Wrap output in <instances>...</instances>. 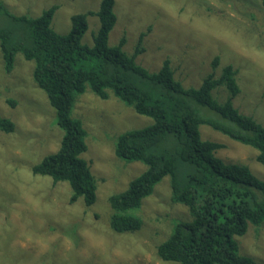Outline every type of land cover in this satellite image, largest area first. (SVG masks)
Listing matches in <instances>:
<instances>
[{
  "label": "rangeland",
  "instance_id": "1",
  "mask_svg": "<svg viewBox=\"0 0 264 264\" xmlns=\"http://www.w3.org/2000/svg\"><path fill=\"white\" fill-rule=\"evenodd\" d=\"M3 1L15 14L39 15L59 4L52 26L61 34L69 31L73 14L87 13L83 42L93 44L99 18L90 10L98 9L102 0ZM251 9L257 11L256 21L243 12ZM115 11L118 20L109 44H119L127 30L130 38L124 48L133 50L145 32V51L137 59L149 71L169 59L184 86H193L213 71L217 55V73L224 64L238 65L243 92L234 104L264 124V0H115ZM6 23L0 14V24ZM33 67V61L17 53L7 72L0 53V115L15 122L12 133L0 129V264H177L157 254L174 224L191 219L188 207L172 200L170 175L132 211L142 219L139 230L117 232L110 224V195L126 189L133 175L146 168L142 162L117 157L114 145L122 132L146 127L153 118L137 113L112 92L101 98L87 86L76 96L72 116L86 129L89 147L82 157L102 180L94 204L87 206L83 197L71 202L67 181L54 183L32 170L58 150L63 134L55 108L33 78ZM201 135L225 144L217 151L223 159L244 163L264 179V164L254 147L208 125L201 126ZM263 224L250 225L236 236L240 253L258 264H264Z\"/></svg>",
  "mask_w": 264,
  "mask_h": 264
},
{
  "label": "trees",
  "instance_id": "2",
  "mask_svg": "<svg viewBox=\"0 0 264 264\" xmlns=\"http://www.w3.org/2000/svg\"><path fill=\"white\" fill-rule=\"evenodd\" d=\"M59 7L55 3L39 15L15 14L0 0V14L7 19L5 25L0 24L5 70L11 71L17 53L34 62L33 78L55 108L63 130L58 150L33 165V173L50 176L54 183L67 181L71 202L83 197L87 206L94 204L102 179L92 171L90 160L82 157L89 148L87 131L72 111L76 96L87 86L101 98L112 92L154 120L146 127L122 132L114 145L117 157L142 162L146 168L133 175L126 189L110 195L113 230H139L142 219L132 211L170 175L172 200L186 205L191 219L174 224L157 247L159 257L177 264H258L240 253L236 236L264 222V179L244 163L223 159L217 151L225 144L201 135V126L208 125L254 147L257 160L264 164V124L234 104L243 92L240 67L227 63L217 73V55L213 71L200 84L184 86L169 59L156 71H149L137 59L145 51V32L133 50L124 48L130 38L127 30L119 44H109L118 20L115 0H102L98 9L90 10L99 18L91 45L83 42L87 13L73 14L64 34L53 28ZM243 12L253 21L258 19L255 10ZM0 129L12 133L15 122L0 115Z\"/></svg>",
  "mask_w": 264,
  "mask_h": 264
}]
</instances>
